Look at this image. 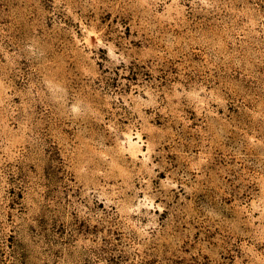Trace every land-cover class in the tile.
<instances>
[{"label": "rangeland", "instance_id": "rangeland-1", "mask_svg": "<svg viewBox=\"0 0 264 264\" xmlns=\"http://www.w3.org/2000/svg\"><path fill=\"white\" fill-rule=\"evenodd\" d=\"M0 264H264V0H0Z\"/></svg>", "mask_w": 264, "mask_h": 264}]
</instances>
